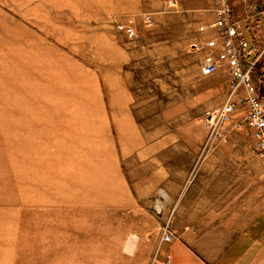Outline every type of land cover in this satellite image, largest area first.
<instances>
[{
    "label": "rangeland",
    "instance_id": "1",
    "mask_svg": "<svg viewBox=\"0 0 264 264\" xmlns=\"http://www.w3.org/2000/svg\"><path fill=\"white\" fill-rule=\"evenodd\" d=\"M218 1L0 0V264H44L40 226L65 208L84 229L78 237L94 215L109 220L94 234L106 242L88 243L82 264H151L173 209L135 198V165L151 158L141 152L174 133L187 159L188 128L203 130L192 176L221 144L254 152L246 125L207 142L204 113L230 88L208 76L187 86L176 68L181 58L198 65L205 44L190 41L217 34ZM244 114L243 105L233 121Z\"/></svg>",
    "mask_w": 264,
    "mask_h": 264
},
{
    "label": "crops",
    "instance_id": "2",
    "mask_svg": "<svg viewBox=\"0 0 264 264\" xmlns=\"http://www.w3.org/2000/svg\"><path fill=\"white\" fill-rule=\"evenodd\" d=\"M250 3L257 10L262 6L261 0H232L234 17L251 14L243 24L253 48L260 49L264 46V15L249 11ZM214 18L215 14L211 20ZM207 39L203 33L190 42L204 45ZM205 53L202 48L198 65L186 66L183 58L178 61L182 83L190 86L191 77L208 76L228 87L226 67L202 74ZM201 102L205 105V98ZM184 132L187 159L179 158L172 133L171 144L151 145L149 151L141 152L142 156L150 153L151 158L135 165V198L166 201V208L173 209L170 215L177 230V236L162 244L151 264H264V164L253 159L255 153L247 146L225 143L192 176L203 130L188 128ZM159 235L160 230L154 248Z\"/></svg>",
    "mask_w": 264,
    "mask_h": 264
},
{
    "label": "built area",
    "instance_id": "3",
    "mask_svg": "<svg viewBox=\"0 0 264 264\" xmlns=\"http://www.w3.org/2000/svg\"><path fill=\"white\" fill-rule=\"evenodd\" d=\"M217 4L216 18L211 23L217 34L205 43L201 72L210 75L226 67L230 94L224 103L204 113L207 142L223 139L233 128L246 125L252 134V148L264 164V46L253 48L247 35L243 22L251 14L235 18L232 0H219ZM261 5L257 10L254 3H250L248 10L254 15H264V0H261ZM124 29L130 37L135 36L133 27L125 26ZM243 105V119L234 122L233 116ZM176 236L174 225L167 222L161 242H169ZM170 257V254L166 255V263Z\"/></svg>",
    "mask_w": 264,
    "mask_h": 264
},
{
    "label": "bare ground",
    "instance_id": "4",
    "mask_svg": "<svg viewBox=\"0 0 264 264\" xmlns=\"http://www.w3.org/2000/svg\"><path fill=\"white\" fill-rule=\"evenodd\" d=\"M41 170V169H40ZM70 206L77 205L76 201L66 198L65 199ZM51 204V203H50ZM74 208H65L67 212L61 213L57 210L54 211V220L50 224L49 218H45L43 220L42 226H40L41 234V252L40 258L44 264L46 262H50L51 264H82L85 263L88 259L87 255V244L93 242L97 239V241H101L103 245L107 237H101L99 235H94L96 232H99L96 228H100L102 233H104L105 229L109 228V220L106 219V216L102 218V216L91 215L93 216L94 227L85 229L84 238L78 237V231L82 232L79 228L80 225L76 219L72 218ZM46 216L51 213V211L46 210ZM88 213V212H87ZM89 215V213H88ZM49 217V216H48ZM79 225V227H78ZM92 230V232H90ZM74 231L75 234H72ZM89 235V238H88ZM135 236H131V239L127 241L126 246H133ZM119 235L116 237L114 242V249H121V243L119 241ZM8 255V254H7Z\"/></svg>",
    "mask_w": 264,
    "mask_h": 264
}]
</instances>
